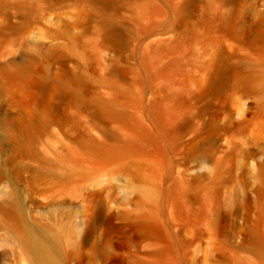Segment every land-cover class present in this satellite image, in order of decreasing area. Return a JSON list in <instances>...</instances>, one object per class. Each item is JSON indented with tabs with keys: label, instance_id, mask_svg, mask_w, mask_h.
Here are the masks:
<instances>
[{
	"label": "rangeland",
	"instance_id": "rangeland-1",
	"mask_svg": "<svg viewBox=\"0 0 264 264\" xmlns=\"http://www.w3.org/2000/svg\"><path fill=\"white\" fill-rule=\"evenodd\" d=\"M256 228L264 0H0V264H264Z\"/></svg>",
	"mask_w": 264,
	"mask_h": 264
},
{
	"label": "bare ground",
	"instance_id": "bare-ground-1",
	"mask_svg": "<svg viewBox=\"0 0 264 264\" xmlns=\"http://www.w3.org/2000/svg\"><path fill=\"white\" fill-rule=\"evenodd\" d=\"M1 209L7 215H11L14 220L19 221L18 213L8 206H2ZM255 240L258 245V251L264 255V232L258 228L254 230ZM19 243L24 246L31 255L34 264H58L56 257L52 254L51 249L48 245L39 242L38 239L30 241L27 234H18Z\"/></svg>",
	"mask_w": 264,
	"mask_h": 264
}]
</instances>
